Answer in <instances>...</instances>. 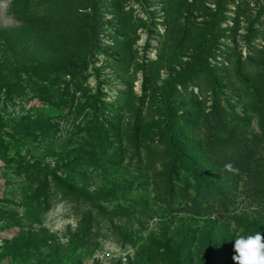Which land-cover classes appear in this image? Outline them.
<instances>
[{
    "label": "rangeland",
    "instance_id": "obj_1",
    "mask_svg": "<svg viewBox=\"0 0 264 264\" xmlns=\"http://www.w3.org/2000/svg\"><path fill=\"white\" fill-rule=\"evenodd\" d=\"M257 232L264 0H0V264H236Z\"/></svg>",
    "mask_w": 264,
    "mask_h": 264
},
{
    "label": "clouds",
    "instance_id": "obj_2",
    "mask_svg": "<svg viewBox=\"0 0 264 264\" xmlns=\"http://www.w3.org/2000/svg\"><path fill=\"white\" fill-rule=\"evenodd\" d=\"M224 169L233 172L232 164H225ZM235 255L233 260L236 264H264V235L260 232L254 235H238L234 243Z\"/></svg>",
    "mask_w": 264,
    "mask_h": 264
},
{
    "label": "trees",
    "instance_id": "obj_3",
    "mask_svg": "<svg viewBox=\"0 0 264 264\" xmlns=\"http://www.w3.org/2000/svg\"><path fill=\"white\" fill-rule=\"evenodd\" d=\"M173 135H172V133H171V136L170 137H172ZM100 145H103V143H100ZM171 147H173V145H171ZM179 151V150H178ZM181 152L179 151V154H180ZM78 160H74L73 162H71V164H69V165H65L63 168H61V169H64V170H69V171H72V172H75L76 171V169H78L79 167H80V159L79 158H77ZM71 183V185H69L68 184V181H65V182H59L58 181V183H53L52 185H48L47 186V184H45V186H46V188H48V192L47 191H45L44 190V193H46V197L44 196H41V197H43V199L45 200L46 199V201H49V199H50V194H56V193H63L64 192V190H69V191H74V192H71V194L70 195H74V198L75 199H73L74 200V202L75 203H78V204H81V202H82V200L84 201V197L82 196V194H80L79 193V191H77L76 189H74L75 188V186H78V184H77V182H75V181H73V180H71L70 181ZM51 188H52V190H51ZM74 189V190H73ZM65 195V194H64ZM64 197H66V199H69L68 198V196H64ZM84 198V199H83ZM86 200V199H85ZM87 201V200H86Z\"/></svg>",
    "mask_w": 264,
    "mask_h": 264
}]
</instances>
